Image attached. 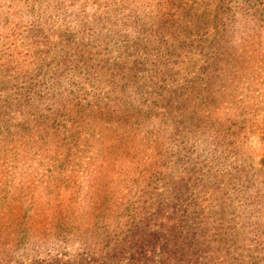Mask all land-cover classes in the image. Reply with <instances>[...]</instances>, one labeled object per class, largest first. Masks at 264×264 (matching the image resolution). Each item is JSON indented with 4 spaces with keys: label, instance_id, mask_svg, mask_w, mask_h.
<instances>
[{
    "label": "rangeland",
    "instance_id": "1",
    "mask_svg": "<svg viewBox=\"0 0 264 264\" xmlns=\"http://www.w3.org/2000/svg\"><path fill=\"white\" fill-rule=\"evenodd\" d=\"M219 1L0 0V102L39 82L52 85L81 50L106 69L82 72L65 84L70 98L87 97L84 106L73 107L72 121L49 112L60 125L23 123L34 107L10 100L0 111V228L17 230L15 218L24 212L37 222L31 235L38 243L18 246L10 264L50 261L57 254L55 230L45 231L43 223L62 197L131 191L140 159L156 154L176 167L174 174L218 175L232 218L239 227L252 222L250 251L229 242V261L264 264V14L253 10L231 24ZM179 23L188 25L181 39L205 41L170 62L179 67L176 80H168L183 89L182 107L168 110L155 97L153 109L140 114L134 105L148 103L135 94L136 81L164 74L166 46ZM126 76H132L131 87L123 98ZM246 174L258 183L253 192L238 180ZM176 187L194 198L203 185Z\"/></svg>",
    "mask_w": 264,
    "mask_h": 264
},
{
    "label": "trees",
    "instance_id": "2",
    "mask_svg": "<svg viewBox=\"0 0 264 264\" xmlns=\"http://www.w3.org/2000/svg\"><path fill=\"white\" fill-rule=\"evenodd\" d=\"M219 3L231 24L239 22L238 16L243 20L249 14L254 15L253 10L256 15L264 14V0H220ZM194 23L192 25L197 26ZM178 27V35L173 36L166 46L170 53L169 64L166 63L163 69L164 74L156 73L149 76L148 80L136 81L135 94L148 103L134 105L140 114L145 113L144 109H147L146 112L153 109L157 104L155 97H162L164 108L168 110L182 107L183 89L179 85L173 88L174 82L168 80L169 77L176 80L179 67L170 62L180 57L182 50L205 41L194 38L188 40L191 36L181 39V34L188 33V25L179 23ZM78 52L74 61L60 67L52 85L42 86L39 82V88L30 87L12 100H1L0 111H7V103L11 101L13 104L34 107L23 120V123L32 126L51 128L52 124H57L58 120L52 118L49 112H53L56 118L65 115L72 121L75 112L73 107L84 106L82 101L87 100V97L77 94L70 98L65 94L68 88L65 84L71 78L80 77L82 72L90 75L106 74L103 65L90 63L85 51ZM129 77L132 76H126L121 86L123 98L129 96ZM47 101L49 104L45 105ZM86 103L89 106L91 102ZM2 121L4 119L0 118V123ZM175 168L166 160L162 162L161 157L158 159V154L152 160L142 157L138 163L137 185L133 190L103 192L85 195L84 198L62 197L61 203L53 212L48 211L43 221L45 231L50 226L55 230L59 245L57 254L50 261L34 260L29 264H233L230 262L233 249L228 246L229 242L235 245V250L250 251L248 235L251 220L244 221L239 227L232 218L234 211L229 210L230 195L227 191H219L220 183L214 179L218 175L209 171L186 178L170 172ZM238 180L242 184L247 183L252 192L257 188L258 183L250 174ZM169 181L176 184L174 189L163 190ZM162 184L164 186L161 189ZM186 185L190 188L192 185H203V188L198 191L200 195L197 193L193 198L186 195L185 190L176 187L184 188ZM241 193L237 192V196ZM250 198L253 201L254 195L249 193L247 199ZM262 213L260 217H264ZM34 216L29 212L17 215V230L8 229L10 226L0 228V264H10L18 246L38 243V239L31 235L35 227L33 225L37 224ZM4 229L7 231L3 232ZM74 245L78 247L70 251L69 248Z\"/></svg>",
    "mask_w": 264,
    "mask_h": 264
}]
</instances>
